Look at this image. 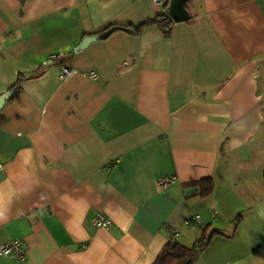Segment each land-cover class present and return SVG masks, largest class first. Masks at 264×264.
<instances>
[{"label":"crops","instance_id":"1","mask_svg":"<svg viewBox=\"0 0 264 264\" xmlns=\"http://www.w3.org/2000/svg\"><path fill=\"white\" fill-rule=\"evenodd\" d=\"M164 2L0 0V94L25 75L0 110V246L19 239L21 264H152L168 227L184 246L207 237L192 264H264V0H189L168 35L74 51Z\"/></svg>","mask_w":264,"mask_h":264},{"label":"trees","instance_id":"2","mask_svg":"<svg viewBox=\"0 0 264 264\" xmlns=\"http://www.w3.org/2000/svg\"><path fill=\"white\" fill-rule=\"evenodd\" d=\"M21 6L24 5L26 0H19ZM168 2L169 0H165L162 5L164 6V11L159 13L153 18L145 20L143 23L138 25H121V24H110L104 29V33H112L114 31L122 30L127 31L132 34H137L140 30L146 26L155 25L157 26L165 35H168L171 31L173 24L175 23L169 12H168ZM191 17L186 20L189 21ZM29 76V75H26ZM25 77V75H19L15 83L9 88H15L16 90L19 88L20 81ZM8 89V90H9ZM15 93L9 98H13ZM3 118L0 115V124ZM201 194L207 195L211 193L213 190V181L211 178L202 179L199 182ZM207 243V237L201 236L192 246H184L178 242H175L174 239H169L167 243L163 246L156 259L152 264H192L197 258L199 252H201L204 246Z\"/></svg>","mask_w":264,"mask_h":264},{"label":"built area","instance_id":"3","mask_svg":"<svg viewBox=\"0 0 264 264\" xmlns=\"http://www.w3.org/2000/svg\"><path fill=\"white\" fill-rule=\"evenodd\" d=\"M155 4L160 5L161 0H152ZM54 59L60 58L59 55H54ZM72 70L69 67L62 66L61 67V72L59 75V78L61 80L65 79L71 74ZM90 77H95V74L91 72ZM175 178L173 176H159L156 179V185L159 189L164 190L166 189L173 181ZM215 214L216 211L214 209L211 210V217L212 219H215ZM200 222V215L199 214H194L190 217H187L183 223L186 226H189L191 228H194L198 223ZM93 225L96 227H102L108 229L111 225V220L107 218L105 215L98 213L96 214L93 219H92ZM169 233H170V239L173 240L177 234H178V229L176 227H168ZM0 255L8 257L9 259L17 262V263H24L27 259V254L26 251L19 239H9L6 242H4L0 246Z\"/></svg>","mask_w":264,"mask_h":264},{"label":"water","instance_id":"4","mask_svg":"<svg viewBox=\"0 0 264 264\" xmlns=\"http://www.w3.org/2000/svg\"><path fill=\"white\" fill-rule=\"evenodd\" d=\"M189 0H169L168 12L175 23L188 20L191 16L187 10L186 3ZM105 33L88 35L82 38V40L74 47V51L77 52L85 48L91 41L105 36ZM15 93V88L9 89L0 94V110L3 107L7 99H9ZM197 189L196 186H190L184 190L185 193L194 192Z\"/></svg>","mask_w":264,"mask_h":264},{"label":"rangeland","instance_id":"5","mask_svg":"<svg viewBox=\"0 0 264 264\" xmlns=\"http://www.w3.org/2000/svg\"><path fill=\"white\" fill-rule=\"evenodd\" d=\"M261 73H264V70L263 69L259 70V72H258V74L260 75V77L263 78V75H261Z\"/></svg>","mask_w":264,"mask_h":264}]
</instances>
